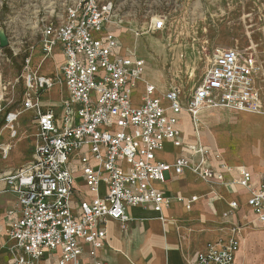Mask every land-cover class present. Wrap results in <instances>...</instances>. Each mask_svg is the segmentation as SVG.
<instances>
[{
  "label": "built area",
  "instance_id": "1",
  "mask_svg": "<svg viewBox=\"0 0 264 264\" xmlns=\"http://www.w3.org/2000/svg\"><path fill=\"white\" fill-rule=\"evenodd\" d=\"M123 24L114 0H78L43 25V61L60 48L64 62L59 73L41 75L32 69L31 57L24 59L22 105L35 115L37 136L32 162L0 176L4 190L16 199L6 216L7 264H85L84 253L93 264H104L98 256L108 241V222L118 221L126 228V210L135 207L152 209L165 222L164 212L173 198L156 185L187 171L210 186L244 189L249 195L245 206L264 226V183L255 187L245 167H212L211 151L201 143L200 115L205 110L263 113L255 57L214 46L187 103L178 86L160 96L157 86L148 82L135 103L146 64L132 51L125 56L119 52L122 44L113 29ZM164 29L163 19L148 27L149 32ZM133 33L136 39L144 35ZM56 86L67 93L57 106L60 112L41 101L42 94ZM184 112L193 142L180 126ZM19 117L17 111L5 116L12 139L18 136ZM167 143L183 150L173 163L156 156ZM11 149L0 146L5 156ZM76 170L89 192L77 205ZM227 174L237 179L226 183ZM175 200L191 210L198 197ZM229 208L237 212L242 206L233 201ZM245 227L234 226L228 238L208 244L186 264H236ZM3 247L0 243V250Z\"/></svg>",
  "mask_w": 264,
  "mask_h": 264
},
{
  "label": "rangeland",
  "instance_id": "2",
  "mask_svg": "<svg viewBox=\"0 0 264 264\" xmlns=\"http://www.w3.org/2000/svg\"><path fill=\"white\" fill-rule=\"evenodd\" d=\"M78 0H0V33L8 37V47L0 48V123L5 122L8 111L20 113L16 126L18 136L10 139L4 124L0 127V146L11 145L7 156L0 150V176L5 172L29 165L37 130L34 113L25 111L22 97L24 82L21 77L26 56L32 59V69L41 75L58 73L59 57L49 56L40 69L42 30L44 22L57 14H63ZM124 24L118 30L124 45L134 48L137 57L145 61L143 80L137 88L134 101L143 95L145 82L157 86L160 96L167 89L178 86L187 103L193 89L200 82L208 64L212 47L235 48L245 55H252L260 68L258 80L264 103V0H114ZM5 6V7H4ZM4 8V9H3ZM165 20L161 32H149L155 20ZM136 31L143 36L135 40ZM130 34V35H129ZM9 52L12 55H9ZM148 73V75H146ZM63 92L59 86L41 96L44 105L57 107ZM264 112V110H263ZM221 119L225 111L211 112ZM213 122L206 118V134L210 135ZM239 127L241 130L242 128ZM238 128V129H239ZM176 153L165 146L156 153L158 159L168 160ZM0 186H3L0 183ZM242 218L243 212H225V216ZM153 222V220H151ZM249 222H254L248 218ZM234 219L232 222L234 223ZM2 224L0 223V227ZM253 232L254 235H249ZM243 233V232H242ZM264 228L251 223L244 234L242 264H264ZM5 237L0 236L3 250ZM249 258V261H248Z\"/></svg>",
  "mask_w": 264,
  "mask_h": 264
},
{
  "label": "crops",
  "instance_id": "3",
  "mask_svg": "<svg viewBox=\"0 0 264 264\" xmlns=\"http://www.w3.org/2000/svg\"><path fill=\"white\" fill-rule=\"evenodd\" d=\"M113 31L121 41L122 46L119 51L121 55L125 56L130 51L135 53L134 48L130 49L124 45L118 34L119 31L114 29ZM137 40L135 38L134 41ZM54 54L59 57L57 66L59 73L64 58L60 48ZM43 62L42 57L40 69ZM46 76L55 77L52 75ZM59 87L63 92V95L61 94L62 100L67 96V93L62 86ZM135 103H139V101ZM55 110L60 112L57 107H55ZM219 110L234 114H227L226 117L218 119L211 112L216 113ZM206 118H211L213 122L209 136L206 134ZM200 119L202 123L201 143L211 151L212 167L217 169L220 163L232 168L245 167L252 174L253 185L255 187L261 186L264 183V114H250L224 109L205 110L201 113ZM33 123L37 130L35 116ZM180 126L186 139L190 142L195 141L190 118L185 112L180 117ZM237 126H240L242 130ZM7 132L10 133L8 129ZM9 138L12 139L11 136ZM165 146L173 148L176 154L168 160L157 158L159 161L173 163L183 153V150L174 147L170 143ZM17 170H11L4 174L13 173ZM236 179V174H227L225 182L230 183ZM156 187L166 196L173 198L169 208L164 212L166 221L162 222L159 214L152 209L127 208L126 213L130 221L127 223L126 228H123V225L118 221L110 220L107 224L108 241L98 256L104 264H186L188 260L202 252L208 244L228 238L231 228L239 224H245L246 227L241 235L240 250L236 256V264L243 263L245 256L242 250L244 234L251 223L259 224L249 208L245 206L249 195L244 189L239 186H234L231 189L224 185L210 186L189 171L181 176L172 175L167 182L157 184ZM101 191L102 194L105 193V186L102 185ZM88 193V189L81 178V172L76 170L75 205L81 199L89 197ZM178 196L185 199L196 196L198 201L191 210H187L183 203L175 200ZM15 200L13 194L6 192L4 186H0V223L2 224L0 236L5 237L4 245L6 246L9 245L6 216L8 211L15 205ZM233 201L242 206L237 212H232L229 208V204ZM226 211L235 214L243 212V215L242 218L235 215L229 218L225 216ZM248 218L253 219L254 222H249ZM232 219H234V223H230ZM262 227L264 228V226ZM249 235H254V233L250 232ZM262 237H264V234ZM0 243L2 244V242ZM82 259L85 264H93V260L88 253H84ZM7 260L6 249L0 250V264H7Z\"/></svg>",
  "mask_w": 264,
  "mask_h": 264
},
{
  "label": "water",
  "instance_id": "4",
  "mask_svg": "<svg viewBox=\"0 0 264 264\" xmlns=\"http://www.w3.org/2000/svg\"><path fill=\"white\" fill-rule=\"evenodd\" d=\"M8 45H9L8 37L5 36L3 33H0V48L4 49L8 47Z\"/></svg>",
  "mask_w": 264,
  "mask_h": 264
},
{
  "label": "trees",
  "instance_id": "5",
  "mask_svg": "<svg viewBox=\"0 0 264 264\" xmlns=\"http://www.w3.org/2000/svg\"><path fill=\"white\" fill-rule=\"evenodd\" d=\"M4 7H5V6H4ZM3 9H4V8H3ZM9 55L11 56V55H12V53H11V52H9ZM3 125H4V122H1V123H0V127H1V126H3Z\"/></svg>",
  "mask_w": 264,
  "mask_h": 264
},
{
  "label": "bare ground",
  "instance_id": "6",
  "mask_svg": "<svg viewBox=\"0 0 264 264\" xmlns=\"http://www.w3.org/2000/svg\"><path fill=\"white\" fill-rule=\"evenodd\" d=\"M146 75H148V73H147ZM261 114H264V112H263V113H261ZM6 148H8V147H6Z\"/></svg>",
  "mask_w": 264,
  "mask_h": 264
}]
</instances>
